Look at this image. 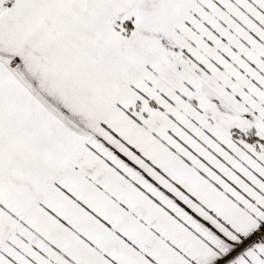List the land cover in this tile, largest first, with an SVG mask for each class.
I'll list each match as a JSON object with an SVG mask.
<instances>
[{"label": "snow or ice", "instance_id": "1", "mask_svg": "<svg viewBox=\"0 0 264 264\" xmlns=\"http://www.w3.org/2000/svg\"><path fill=\"white\" fill-rule=\"evenodd\" d=\"M0 264H264V0H0Z\"/></svg>", "mask_w": 264, "mask_h": 264}]
</instances>
